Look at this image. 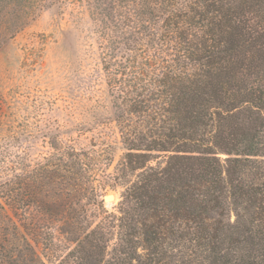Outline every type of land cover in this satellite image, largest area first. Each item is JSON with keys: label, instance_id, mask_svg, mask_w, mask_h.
Wrapping results in <instances>:
<instances>
[{"label": "trees", "instance_id": "16d2710c", "mask_svg": "<svg viewBox=\"0 0 264 264\" xmlns=\"http://www.w3.org/2000/svg\"><path fill=\"white\" fill-rule=\"evenodd\" d=\"M47 1L63 0H0V29ZM78 3L124 152L96 186L87 151L58 144L37 167L53 190L39 215L75 244L58 264H264V0ZM19 182L0 184V264H45L17 224ZM116 187L92 226L87 202Z\"/></svg>", "mask_w": 264, "mask_h": 264}, {"label": "rangeland", "instance_id": "374dc122", "mask_svg": "<svg viewBox=\"0 0 264 264\" xmlns=\"http://www.w3.org/2000/svg\"><path fill=\"white\" fill-rule=\"evenodd\" d=\"M78 1H47L12 37L0 29V184L19 176L17 224L24 233L31 228L29 238L38 242L35 248L45 264H58L75 244L61 233L60 217L39 215L37 201L47 203L53 190L48 183L41 186L37 167L46 163L52 146L58 144L87 151L94 156L90 173L96 186L102 174L113 173L124 152L111 120V97L99 51ZM33 180L39 181L43 195ZM122 189L105 188L96 203L87 202L92 226L104 216L99 205L115 213ZM107 195L113 200L105 202Z\"/></svg>", "mask_w": 264, "mask_h": 264}, {"label": "water", "instance_id": "95a60500", "mask_svg": "<svg viewBox=\"0 0 264 264\" xmlns=\"http://www.w3.org/2000/svg\"><path fill=\"white\" fill-rule=\"evenodd\" d=\"M103 200H104L105 202H110V201L113 200V196H112V195H107V196L104 197Z\"/></svg>", "mask_w": 264, "mask_h": 264}]
</instances>
